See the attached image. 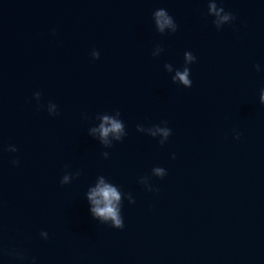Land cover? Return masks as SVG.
<instances>
[{"label": "water", "instance_id": "water-1", "mask_svg": "<svg viewBox=\"0 0 264 264\" xmlns=\"http://www.w3.org/2000/svg\"><path fill=\"white\" fill-rule=\"evenodd\" d=\"M0 264H264V0H0Z\"/></svg>", "mask_w": 264, "mask_h": 264}, {"label": "clouds", "instance_id": "clouds-1", "mask_svg": "<svg viewBox=\"0 0 264 264\" xmlns=\"http://www.w3.org/2000/svg\"><path fill=\"white\" fill-rule=\"evenodd\" d=\"M210 11L216 12V14L219 15V12H217L216 6L214 4L210 6ZM155 15L157 17V24L161 29H163L165 25L171 23L170 19L164 11H158ZM229 18V15H224L223 17H221V20L228 21ZM188 59H191V56H189ZM177 75L184 84L189 83L187 79V71H185L184 73H177ZM105 122L110 123L111 127L108 128L104 127V125H101L102 136H107L109 132H118L121 128V125L118 122L114 120L109 121L107 117H105ZM13 163H16V161H14ZM156 171L157 173H160L161 169H156ZM89 200L94 205L91 211L95 216L101 217L104 220L110 219L118 229L124 227V223L118 214V208L116 206V202L120 200V196L113 187H110L108 185L98 186L89 194Z\"/></svg>", "mask_w": 264, "mask_h": 264}]
</instances>
